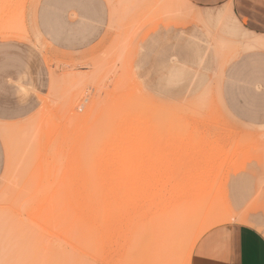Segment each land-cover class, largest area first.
<instances>
[{
	"label": "rangeland",
	"instance_id": "obj_1",
	"mask_svg": "<svg viewBox=\"0 0 264 264\" xmlns=\"http://www.w3.org/2000/svg\"><path fill=\"white\" fill-rule=\"evenodd\" d=\"M257 53L237 1L0 0V264H192L217 226L264 234Z\"/></svg>",
	"mask_w": 264,
	"mask_h": 264
},
{
	"label": "crops",
	"instance_id": "obj_2",
	"mask_svg": "<svg viewBox=\"0 0 264 264\" xmlns=\"http://www.w3.org/2000/svg\"><path fill=\"white\" fill-rule=\"evenodd\" d=\"M232 1H237L240 17L248 29L264 35V0ZM256 57L260 62L264 53H257ZM192 264H264V234L244 223L217 226L199 240Z\"/></svg>",
	"mask_w": 264,
	"mask_h": 264
},
{
	"label": "bare ground",
	"instance_id": "obj_3",
	"mask_svg": "<svg viewBox=\"0 0 264 264\" xmlns=\"http://www.w3.org/2000/svg\"><path fill=\"white\" fill-rule=\"evenodd\" d=\"M85 103H87V102H85ZM96 104H97V102H96V103H93L91 108L94 109V107L96 106ZM93 106H94V107H93ZM85 107H86V104H85ZM81 109H82V108H81ZM83 109H84V108H83ZM93 109L90 111L91 113L89 112V110H87V112H85L86 114L88 113V115H87V119H88V117L90 118L89 113H90L91 116H92V111H93ZM96 109H97V108H96ZM94 110H95V109H94ZM85 113H80V115L83 114V116H84ZM80 115H79V116H80ZM79 116H77V117H79ZM83 116H82L81 120L84 118ZM85 116H86V115H85ZM79 118H80V117H79ZM79 118H78V119H79ZM83 120H84V119H83ZM83 120H82V121H83ZM160 238H161V237H160ZM166 246H167V245H166ZM165 249H166V248H165ZM163 258H164V257H163ZM158 259H159V257H158Z\"/></svg>",
	"mask_w": 264,
	"mask_h": 264
}]
</instances>
